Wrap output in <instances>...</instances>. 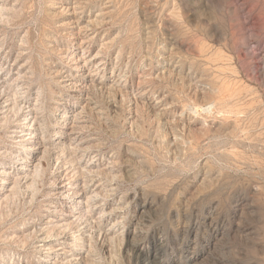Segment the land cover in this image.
<instances>
[{
    "label": "rangeland",
    "instance_id": "rangeland-1",
    "mask_svg": "<svg viewBox=\"0 0 264 264\" xmlns=\"http://www.w3.org/2000/svg\"><path fill=\"white\" fill-rule=\"evenodd\" d=\"M0 264H264V0H0Z\"/></svg>",
    "mask_w": 264,
    "mask_h": 264
}]
</instances>
